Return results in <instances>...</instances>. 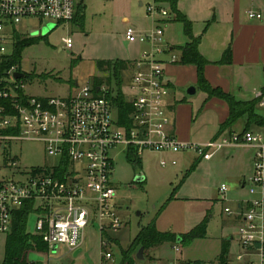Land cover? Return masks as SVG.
I'll list each match as a JSON object with an SVG mask.
<instances>
[{
	"label": "built area",
	"instance_id": "built-area-1",
	"mask_svg": "<svg viewBox=\"0 0 264 264\" xmlns=\"http://www.w3.org/2000/svg\"><path fill=\"white\" fill-rule=\"evenodd\" d=\"M111 1V0H104ZM145 8L153 27L140 30L129 26L126 41L142 47L131 62V79L123 90L129 113L122 122L116 95L109 85L77 86L66 97L32 95L26 89L28 74L21 65H10L17 38L24 39L19 25L25 19L43 24L52 21L68 24L75 20V0H0V152L9 151L8 143L31 141L43 144L46 154L56 160L52 167L22 171L17 158L4 155L2 169L12 178H0V234H9L15 210L26 205L36 216V236L50 250L60 245L74 256L83 249L85 229L94 226L99 241V264H122L112 251L114 234L122 227L116 207L114 187L115 155L118 149L135 167L145 153H191L200 161H211L225 149H253V173L244 180L250 199L231 202L224 212L239 221L238 250L229 252L225 263L187 261L178 257L165 263L133 256L134 264H264V132L245 131L216 136L204 142H182L176 133L173 110L167 98L170 82L166 65L177 64L178 55L167 42L165 28L173 19L172 9L162 0H138ZM249 18L262 19L250 9ZM65 48H73L70 37L63 39ZM169 56V61L161 57ZM18 73L24 78H16ZM264 107V91L256 93ZM113 112L116 116L113 117ZM176 160L161 158L162 168L176 166ZM229 187L219 188L221 200ZM48 252V253H49ZM75 257V256H74ZM121 257V256H120ZM122 258V257H121ZM45 264H50L47 262Z\"/></svg>",
	"mask_w": 264,
	"mask_h": 264
},
{
	"label": "rangeland",
	"instance_id": "rangeland-1",
	"mask_svg": "<svg viewBox=\"0 0 264 264\" xmlns=\"http://www.w3.org/2000/svg\"><path fill=\"white\" fill-rule=\"evenodd\" d=\"M209 2L210 0H178V8L192 15L194 21H201L204 18L202 9L209 8ZM75 10V20L68 24L52 21L40 24L35 19H25L18 26L22 37L30 41L22 51V71L28 74L25 80L26 89L32 95L66 97L77 86L92 85L96 78H99L101 84L109 85L116 93L115 73L112 70L101 72L97 67V63L103 61L112 65L125 62L127 66L122 69L120 76L122 90H127V84L131 79L130 59L135 56L136 49L125 40L124 17L130 18L131 24L140 25L143 23L144 11L135 0L125 3L120 0H75ZM167 36L175 44H181L186 39L181 24L169 27ZM67 37L73 40L71 50L66 49L63 42ZM187 92L186 97H191ZM203 96V93H199L190 99L194 107V118L198 114L197 106L204 108L203 105H206L205 100H201ZM172 100L173 95L167 98V103ZM257 110L264 116V107L259 105ZM115 116L116 113L113 112V117ZM215 125L212 112L207 111L194 126L195 134H198L194 137L195 140L211 139L215 133ZM243 126L264 131V128L256 124L248 126L243 122ZM8 146L7 153L0 152V178L13 177L11 170L1 168L4 155L17 158L22 171L52 167L56 164V160L46 154L41 143L14 141L8 143ZM121 151L122 149H118L113 154L115 155L113 185L118 195L115 203L122 221L121 230L113 235L116 245L111 249L116 253V257L123 261L122 253L129 248L140 228L149 225L163 209L157 219L158 230L175 233L178 237L189 234L202 220L209 217L206 237L195 239L189 244L180 243L182 251L178 257L187 261L215 259L221 251L220 240L227 237L228 233L226 230L222 231L223 224L230 220L224 208L226 206L234 208L231 202L251 198L248 196V188L240 189V192L235 194L239 180L244 176L250 177L248 156L237 159V156L225 152L211 161H201L196 169L188 174L196 161L191 153L176 154L177 165L167 168L159 165L161 158L167 160L166 155L145 153L137 161L136 168ZM138 174L145 177L141 184L135 183ZM222 184H226L230 189L227 196L230 203L223 202L218 194ZM175 188L177 190L173 198L177 200L169 201ZM35 223L36 216L29 215L26 229L31 235L36 234ZM5 243L6 235L0 234V264L4 258ZM175 245L176 243H167L148 250L144 255L148 259L165 263L176 257L173 250ZM237 249V241L234 240L233 254ZM99 250L97 229L88 226L85 229L83 252L77 257L67 253L66 248L60 245L56 253L53 250L45 254L30 252L27 262L99 264Z\"/></svg>",
	"mask_w": 264,
	"mask_h": 264
},
{
	"label": "crops",
	"instance_id": "crops-1",
	"mask_svg": "<svg viewBox=\"0 0 264 264\" xmlns=\"http://www.w3.org/2000/svg\"><path fill=\"white\" fill-rule=\"evenodd\" d=\"M120 1H124L125 3L129 0ZM135 1L138 3L139 8L144 11L142 18L143 23L140 25H134L133 23L131 24L132 21L130 18L124 17V24L126 25L125 30L129 26H133L140 30L152 28V19L146 16V11L142 4L138 0ZM165 4L171 8L169 2H166ZM176 9L192 24V35L194 38L200 39L198 46L199 53L210 62V64H208L204 69V77L208 84L213 89H221L223 92L231 95L240 102L258 100L256 98V93L259 90H264V0H210L209 8L202 9L204 18L201 21H194L192 19V15L181 9L179 10L178 0L176 1ZM250 9H254L255 11L261 13L262 19L249 18L247 12ZM172 14L173 19L166 25L165 34L171 50L178 55L180 60L181 48L188 44L189 38L185 35L186 39L181 44H175L170 38H168V28L173 26V24H181L184 27L185 32L184 24L176 21L177 14L173 11ZM131 45H133L136 49L135 56L130 59L132 62V60L139 55L142 47L137 44ZM229 46H231L232 49V63L229 65L221 64L220 61L223 54ZM161 58L165 61H169L168 55H164ZM166 79L170 82L171 89L169 96L173 95V100L169 102V106L170 109L173 110L177 136L182 142L208 141H197L194 138L198 135L195 134L194 126L198 123L199 118H201V116H203L207 111L212 112V117L214 123L216 124L214 128L215 133L211 139L216 136L226 135L232 132H258L257 130L250 128L247 130V128L243 126V122L247 124L245 118L239 119L230 127L225 129L222 128L230 117L228 103L217 97L210 98L202 90L198 84V69L195 65L182 64L180 61L177 64L168 63L166 65ZM191 87L195 88L196 92L193 96L186 97V91H188ZM199 93H203L204 96L201 100H205L206 105H203L204 108L197 106L198 114L194 118V107L190 99L194 98ZM256 112L260 116L264 117L263 114L258 112V110H256ZM225 152H228V154L233 156H237V159L248 156L249 176L252 175L254 156L253 149H225L216 155V157ZM158 155H166L167 159L176 160V154ZM195 160V163L192 165L193 169H196L198 164L201 163V161L197 160V158ZM190 170L188 171V174H191ZM245 179H247L246 176L239 180L235 194H238L240 189L246 188L244 187ZM232 191L234 190H231V192ZM218 194L220 196L219 190ZM226 196H228V193ZM229 218L230 220L223 224L222 227V231L224 232L226 230L228 233L227 237L223 239L221 238L220 240L221 251L223 242H228L230 246L229 252L231 251V254H233V242L234 240L237 241L239 221L234 217ZM209 222L210 219L208 217V225ZM221 251L217 254L215 259L201 260V262L218 260L220 258Z\"/></svg>",
	"mask_w": 264,
	"mask_h": 264
},
{
	"label": "trees",
	"instance_id": "trees-1",
	"mask_svg": "<svg viewBox=\"0 0 264 264\" xmlns=\"http://www.w3.org/2000/svg\"><path fill=\"white\" fill-rule=\"evenodd\" d=\"M169 2L173 12L177 14L176 21L183 23L185 26V35L189 38V42L186 46L181 48L180 63L195 65L198 69V84L202 90L211 98L217 97L228 103L230 109V117L228 121L222 126L223 129L230 127L236 123L239 119L245 118L247 125L251 126L256 124L258 127L264 128V117L257 114L256 110L259 106V100L240 102L229 94H226L221 89H213L204 77V69L210 64L198 50L200 43L199 38H194L192 35V24L181 15L176 9L177 0H162ZM30 41L26 39L17 38V42L14 46V58L10 62V65H21L22 63V51L26 44ZM221 64L232 63V49L229 46L223 54L220 61ZM124 62L116 65H112L109 62L100 61L97 63V67L101 72L105 70H112L115 73V79L117 81L116 97L112 98L114 104L119 108L121 114V120L125 123V116L129 113V106L124 101V95L121 82V71L126 68ZM96 84H100V79L96 78ZM264 91V90H263ZM249 128V127H248ZM247 128V130H248ZM132 161V160H131ZM196 167V166H195ZM195 169H191L192 173ZM177 188L174 189L172 197L169 201L174 200L173 196ZM169 203V202H168ZM165 207V206H164ZM163 212V209L159 211L156 218L147 226L140 228L136 237L132 241L128 249H126L123 255L122 264H134L133 256L137 254V250L144 248V251L160 247L164 244H189L195 239L205 238L207 235L208 218L202 220L191 232L187 235L177 236L171 232H161L157 228V219ZM32 214V207L26 205L21 209L15 210L13 214V226L9 234L6 235L4 258L1 264H29L27 257L30 252L36 251L38 253L45 254L49 252L47 244L43 239L36 235H31L27 232V219ZM180 240V243L178 241ZM230 246L228 242H223L222 251L220 254V260L225 263L229 254ZM144 252V254H145ZM145 256V255H144Z\"/></svg>",
	"mask_w": 264,
	"mask_h": 264
},
{
	"label": "water",
	"instance_id": "water-1",
	"mask_svg": "<svg viewBox=\"0 0 264 264\" xmlns=\"http://www.w3.org/2000/svg\"><path fill=\"white\" fill-rule=\"evenodd\" d=\"M16 78H24L25 77V74H22V73H18L15 75ZM196 90L195 88L191 87L189 90H188V95L190 96H193L195 94ZM145 181V177L144 175H141V174H138L135 178V183L137 184H141ZM178 243H180V240L178 241ZM53 252L56 253L57 250H56V247L53 249ZM83 252V249H79L78 251L75 252L74 256L77 257L79 254H81ZM144 248H140L136 254V257L138 260L140 261H143L145 259V256H144Z\"/></svg>",
	"mask_w": 264,
	"mask_h": 264
}]
</instances>
